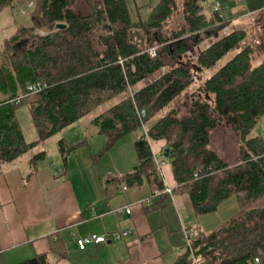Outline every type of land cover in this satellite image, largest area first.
Masks as SVG:
<instances>
[{"label":"trees","instance_id":"1","mask_svg":"<svg viewBox=\"0 0 264 264\" xmlns=\"http://www.w3.org/2000/svg\"><path fill=\"white\" fill-rule=\"evenodd\" d=\"M14 1L0 0V14L12 9ZM25 1L34 3L31 25L19 26L2 48L7 56L0 62V91L7 98L0 101V171L4 164L92 114V124L107 138L106 150L152 121L135 142L139 164L123 176L128 185L146 179L151 186L164 188L149 143V139H164L178 183L174 190L188 196L196 216L217 211L232 196L239 205L236 215L208 234L201 233L193 248L185 246L172 264L264 261V130L258 129L264 121V13L255 16L253 26L240 23L231 27V21L210 13L209 0H182L184 27L172 31L171 37L178 39L192 32L193 46L201 42V32L203 38H217L197 53L200 68L210 69L227 60L205 80L200 88L204 97L193 98L186 114L178 116L173 110L160 116L194 83L190 62L179 60L192 50L183 40L150 57L140 41L144 39L146 46L156 40L166 42L161 30L173 15L177 0H159L149 6L145 19L137 21L130 17L127 0H84L83 8H76L78 0ZM57 23L66 27L58 29ZM225 26L229 30L220 37ZM36 29L48 33L33 35ZM250 29L256 32L263 54L256 65L254 48L248 42ZM141 31L146 36L135 41ZM26 36L35 39L33 46L8 54L12 44ZM166 58L176 63L170 65ZM163 67H168L164 73L142 83ZM36 81H44L46 87L29 94L26 87ZM131 87L137 89L121 98ZM20 95H24L21 102H14ZM23 103L29 106L38 131L39 139L33 142L26 141L16 118V108ZM140 110L146 111L143 120ZM221 122L239 133L241 163L232 168L210 146L211 132ZM82 143L71 146L60 140V151L67 155ZM45 157V151L36 153L32 165ZM18 264L49 263L45 255H37Z\"/></svg>","mask_w":264,"mask_h":264},{"label":"crops","instance_id":"2","mask_svg":"<svg viewBox=\"0 0 264 264\" xmlns=\"http://www.w3.org/2000/svg\"><path fill=\"white\" fill-rule=\"evenodd\" d=\"M222 4L231 27L251 24L257 14L264 13V0H223ZM15 5L27 2L15 0ZM4 43L0 41V50ZM0 93V101L7 98ZM93 118L81 119L86 127L71 134L72 139L62 130L54 135L56 151L46 145L50 138L4 164L0 171V264H18L37 255H45L49 264H172L186 246L184 229L194 227L203 233L188 196L174 190L178 183L165 157L166 140L149 139L164 188L151 186L146 179L128 185L123 176L139 164L136 149L134 154L133 149L128 155L117 154L113 168L103 167L101 149H106L107 141L92 124ZM142 134L139 129L124 136V141L132 148ZM60 140L67 145L83 143L66 155L60 151ZM40 151L46 157L32 165V157ZM167 187L172 195L164 192ZM127 206L130 215L115 213ZM123 230L129 231L124 238L89 244L84 250L75 242L76 236Z\"/></svg>","mask_w":264,"mask_h":264},{"label":"rangeland","instance_id":"3","mask_svg":"<svg viewBox=\"0 0 264 264\" xmlns=\"http://www.w3.org/2000/svg\"><path fill=\"white\" fill-rule=\"evenodd\" d=\"M159 0H127L128 10L130 13V17L132 20L137 21L139 19H145L147 15L149 14V6H154L158 3ZM27 2V1H26ZM182 0H177V7L173 13V15L163 24V28L161 30V33L164 36H167L166 42H157L154 41L150 46H146V43H144V39H142L141 47L146 48L145 51L148 52L150 49H155L157 51H160L163 47L169 46L170 48H174L176 43H180L181 41H185L187 48L192 50L188 51L184 56L180 57V61L183 62H190V66L192 68V73L194 76V83L190 85L183 93H181L165 110H163L160 113V116L165 115L168 112H171L174 110V112L178 116H183L186 114L189 110L190 103L197 95H200V97H204V94L201 93L200 88L203 87L205 80L211 76V74L215 71L217 67L221 65L227 58L222 60L220 64L217 66H214L210 69L207 68H200L197 61V53L205 48H207L212 42H214L217 38L211 37V38H203V34L201 32V35L199 34V37L201 39V42L195 43L194 46L192 44L191 37L195 34L192 32H185L182 34L181 37L178 39L171 37L172 31H178L181 28L184 27L185 18L183 17V7H182ZM31 2H27V5L18 7L15 5V7L12 10V13L4 11L0 14V31H1V38L0 41H5L10 35L21 25L24 26H30L31 25V18H30V12L32 8H29L28 4ZM85 7L84 0H78L76 4V8H83ZM208 9H210V5L208 6ZM256 17H254L253 22ZM254 25V24H253ZM252 25V26H253ZM48 33L47 29H36L33 32V35H40L44 36ZM249 38L248 42H250L254 48V61L253 64H259L262 62V51L260 49V42L257 37L256 32L249 30ZM224 32H220L219 36H223ZM146 36L145 31H141L140 33H136V37H134L135 41H139V39ZM35 42V39L31 36H26L24 40L12 44V47L10 48L9 53H16L21 52L23 50H27L33 46ZM240 48V47H239ZM238 48V49H239ZM237 51L234 50L229 56H231L233 53ZM7 56L6 50H2L0 52V62L3 61ZM165 61H167L168 64L173 65V63H176V60L173 58H166ZM168 68V67H166ZM166 68L163 67L157 75H153L148 77L145 81L142 83H149L153 81L156 77H158L159 74H162L166 71ZM137 88L131 87L128 89L125 94L120 96L123 97H129L131 96L134 91ZM3 95L0 93V98H2ZM26 99V97L24 98ZM210 101H213V96H210ZM16 118L18 120V123L20 125V128L22 132L24 133V137L27 140H33L35 137L39 138L37 128L35 126V123L33 121V118L31 116V112L29 109V106L26 103H23V105H20L16 108ZM94 115V114H92ZM80 121V120H79ZM75 122L68 127L64 128L62 131L67 135L70 136L68 138L72 139L74 137H71V134L75 135V133H80L83 129H85L86 126H84V122ZM152 124V121H148L147 123H143V125L140 128V131L142 133L147 132V128L150 127ZM72 129V130H70ZM259 130H264V121L258 126ZM101 137L106 136L104 134H99ZM127 138L123 137L115 142L117 145H113L110 147V149H101V152L104 153L100 157V162L103 163L106 166L114 167L115 161L118 160L117 154H126L128 155L129 151H132L134 154V148L135 145L128 144L125 142ZM125 140V141H124ZM55 138H51V140L47 141V147L51 148L56 151L55 149ZM99 139L97 137L94 138V142L98 143ZM107 141V138H106ZM76 143L71 144L75 145ZM116 146V147H115ZM211 148L215 149L218 154L229 164V167L232 168L234 166H237L241 163V156H240V139H239V133L233 129L230 125H228L226 122H221L212 132H211ZM120 147V153H118ZM48 152V155H52V150ZM75 151L73 149L70 153ZM105 151V152H104ZM69 153V154H70ZM68 154V155H69ZM135 157V156H134ZM239 211V205L237 198L235 196L230 197L226 201H224L222 204H220L217 211L198 215V223L203 228V233L208 234L209 232L213 231L217 227L223 225L225 222H227L231 217L236 215ZM197 261V260H196ZM195 264H198L195 262Z\"/></svg>","mask_w":264,"mask_h":264},{"label":"built area","instance_id":"4","mask_svg":"<svg viewBox=\"0 0 264 264\" xmlns=\"http://www.w3.org/2000/svg\"><path fill=\"white\" fill-rule=\"evenodd\" d=\"M235 2H240L241 0H234ZM29 8H33L34 3L31 2L28 4ZM211 12L214 16H216L219 19L222 20H228L227 15L222 11V4L219 0H215L210 5ZM229 30V26H225L223 28L224 34L227 33ZM150 57H156L157 51L155 49H150L147 52ZM123 60H120V63L123 64ZM46 87V84L44 81H36L34 83L29 84L26 87V90L29 94H37L39 93L43 88ZM24 95H20L17 98H15L13 101L16 103H20L23 99ZM139 117L143 120L146 117V111L140 110L139 111ZM164 162H160V164H163ZM125 188V187H124ZM164 192L169 193L172 195V189L167 187L164 189ZM149 203V200L147 201ZM115 213L118 214H131V209L129 206L116 209ZM200 230L198 228L189 227L184 229V235L186 240V247L189 249L193 248L194 240L198 238L200 235ZM129 234V231L123 230V231H114V232H107L102 235L97 234H91L86 236H76L75 242L79 249L84 250L89 244H101L105 243L107 241H115L120 240L127 236ZM255 264H264V261H262L260 258H255Z\"/></svg>","mask_w":264,"mask_h":264},{"label":"water","instance_id":"5","mask_svg":"<svg viewBox=\"0 0 264 264\" xmlns=\"http://www.w3.org/2000/svg\"><path fill=\"white\" fill-rule=\"evenodd\" d=\"M65 27H66V24H65V23H57V24H56V28H58V29H63V28H65ZM168 155H169V149L167 148V149L165 150V157L167 158Z\"/></svg>","mask_w":264,"mask_h":264}]
</instances>
